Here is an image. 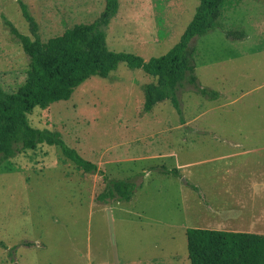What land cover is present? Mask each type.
<instances>
[{
    "label": "rangeland",
    "instance_id": "rangeland-1",
    "mask_svg": "<svg viewBox=\"0 0 264 264\" xmlns=\"http://www.w3.org/2000/svg\"><path fill=\"white\" fill-rule=\"evenodd\" d=\"M20 3L42 41L92 22L105 6V0H0L5 93L26 77L28 58L6 24L32 37ZM197 4L118 0L100 26L106 46L160 56L179 40ZM218 22L193 40L198 83L217 91L216 98L183 85L180 114L168 99L144 111L143 87L155 78L119 62L106 77L89 76L68 99L26 112L31 127L56 132L97 170L82 171L44 142L1 162L0 264H190L186 228L226 225L212 219L194 184L264 177V0L227 1ZM229 29L245 37L229 39ZM107 178H135L130 200L99 201Z\"/></svg>",
    "mask_w": 264,
    "mask_h": 264
},
{
    "label": "trees",
    "instance_id": "trees-1",
    "mask_svg": "<svg viewBox=\"0 0 264 264\" xmlns=\"http://www.w3.org/2000/svg\"><path fill=\"white\" fill-rule=\"evenodd\" d=\"M230 0H198L195 12L179 40L164 54L144 59L139 55L110 50L100 26L107 25L116 13L118 0H105L100 15L89 23H75L60 34L42 41L37 23L26 6L20 3L23 18L32 35L22 34L9 22L28 58L26 77L13 92L0 88V164L25 148L37 143L55 144L65 159L84 172L97 170L95 163L81 157L66 146L56 132L31 127L25 114L34 107L45 108L50 103L68 99L76 86L91 75L106 77L119 62L129 68L141 69L155 78L144 85L143 110L168 99L180 114L178 90L187 85L206 98H216L218 92L198 83L194 64V38L219 26L224 5ZM229 39H243V30H225ZM163 170L177 174L176 168ZM134 180L107 178L99 201L130 200ZM194 188H196L194 186ZM186 249L190 264H264V234L188 227L185 230Z\"/></svg>",
    "mask_w": 264,
    "mask_h": 264
},
{
    "label": "crops",
    "instance_id": "crops-1",
    "mask_svg": "<svg viewBox=\"0 0 264 264\" xmlns=\"http://www.w3.org/2000/svg\"><path fill=\"white\" fill-rule=\"evenodd\" d=\"M199 190L211 217L225 226L210 229L264 234V177H210ZM200 198V197H199Z\"/></svg>",
    "mask_w": 264,
    "mask_h": 264
}]
</instances>
